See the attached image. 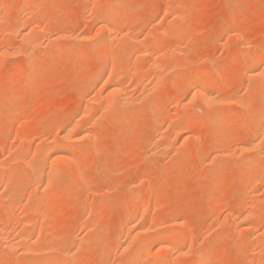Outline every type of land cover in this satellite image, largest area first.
<instances>
[{
	"label": "rangeland",
	"instance_id": "rangeland-1",
	"mask_svg": "<svg viewBox=\"0 0 264 264\" xmlns=\"http://www.w3.org/2000/svg\"><path fill=\"white\" fill-rule=\"evenodd\" d=\"M22 1L21 0H0V16H1L0 18L3 19V20L2 19L0 20V51H1L0 58L3 57L4 59V60L0 59V67H1L0 75L3 74L1 75L2 78H0V105L2 104L0 106V109L2 110V112H0V143L2 142V144H0V157L1 155L3 156L0 158V162L2 161L0 163V171H1L0 173L8 174V168L12 165H14L13 167L15 168L20 167L21 169H19V171L22 173L20 174V172L18 171L17 174L15 175L16 177H14L15 179L12 182L14 183L13 185L19 184V186L17 185V187H20V190H21V195L19 199L18 198L12 199L9 195L5 196L7 194V191L9 192V189L12 188V185L9 186L6 181L5 182L0 181V198L2 197L0 199L1 201L0 203H2L0 204V206H2V208L5 210L7 203H8L7 209H9V211L11 212V215L13 216L12 217L13 224L10 225L11 227L10 232L14 233V231H16L15 234H13L14 236H19L21 234V231L23 232V226L25 225V223L29 221L28 218L30 214L36 213L34 214L33 219H32L34 220L33 223L32 224L29 223L28 225L29 227L32 225L30 228L31 229L34 228L35 233L33 234L34 235L36 234L35 235L36 237L37 235H40V237L42 236L41 241L39 239V236L37 237L41 243L37 242L36 244V242H33L36 244V246L39 245L37 246L38 248L37 247L35 248V246H32L33 243L31 241L29 245H31L33 249L35 248V251H31L32 253L37 252V250L43 251L42 248L44 249V251L43 253L41 252L42 254L41 253L31 254L30 252L26 251L25 254L27 253L26 254L27 256L25 255L26 256L25 257L24 253L22 254L23 252V250H21L22 247L19 249V251L21 250V252H19L17 249L19 253L15 250L17 254H15V251H12L13 252L12 254V252L9 253V252L3 251L4 249L0 241V264H34L33 260H36L37 257L34 259L32 258L33 256L37 255L38 259H40V256L43 258L42 255H44V258H45L49 254H51L52 257L53 256L59 257L61 259L62 264H115V263L122 264L132 254L133 249H135V246H133V244L135 245V242L133 241L134 238L133 239L131 238L136 233L133 234L132 237L129 238V243L131 241L132 243L129 244V248H127L129 250H127V252L126 250H124L123 252L122 250H120L122 248L119 247L120 246L119 239L122 242L127 237L125 235L122 236V232H121L127 229V227L125 226L126 223L124 220L125 215L124 216L122 215L126 214L127 210H131L132 208H134L132 210H135V211L138 208L139 209L141 208L140 209L141 211H139V209L137 210L140 215L137 218L138 220L136 219L137 222L134 220L133 225L131 224L130 226L131 227L135 226V228H138L140 230L143 228L146 231V235H143L144 233L142 234L143 229L141 231L138 230L140 232V235L143 236V238L144 237L147 238L149 236L151 238L152 237L158 238L159 236L161 237V234H165L166 232L170 234V233H173L174 231H175L174 233L180 232V231L185 233V230H186L185 234L187 235V237H186L183 247H181V250L185 251L186 254L185 252H183V254H181V257H180L179 256L180 254L178 252H180L181 250L176 251V253L174 252V254L171 255V257L173 256L172 261L175 264L176 262L180 264L184 262L185 263L188 262L187 264H191L189 262H192V259H194L195 256H197V253L202 250L205 242L208 241L209 239L210 241H212L213 238H215L214 239L215 242L217 239L216 245H218V241H219V245L218 247H215V249L213 248L214 250L211 248L210 251L213 253V256L218 255V258L215 261H212V263L210 262L209 264H236V263L237 264L238 263L239 264H252V262L256 264V262H260L261 260L264 262V258H263L264 257V252H263L264 251V235H262L264 234V224H263L264 223V215H263L264 214V211H263L264 210V180H262L263 183L261 181L257 183L259 186L258 185L256 186L255 193L252 192L253 194H250V196H246L247 199L243 198V201L241 200L242 202L237 200L239 196L237 193L245 192L246 190L249 191V187L252 182V178L249 179L248 177L247 180H245V185H244L246 186L247 184L248 187L247 186L244 187L242 186V184H237L241 177V173H242L240 172L242 171V169L239 171V169L241 168V166L239 165L241 164L242 159L245 160L246 157H251V156L254 157L255 155L258 158L259 162L255 165V168H253V171L257 173H262L264 177V174H263L264 173V163H263L264 158L262 159L258 157V152H257L258 150L256 148L253 149V147L251 148L250 146L248 147V149L244 148L245 149L244 151L242 150L243 148H241L243 147V144H242L243 141L245 142L244 144H249L250 142L249 137H251L252 134H253L252 139L255 140L256 138L255 134H258L257 131H259L260 129H261L260 131L264 130V116H263V122L261 121L262 119H260L259 121L254 120L255 123H252L251 121L253 120H250L249 121L250 123L248 122L247 124H245L246 127L244 126L243 129L238 124V122H240L238 121V119L240 120V118L246 115L247 113H248L247 115H249L250 114L249 110L254 111L253 109L257 108L256 105H259V104H256V100L257 98L261 96L260 94H262V96L260 100H257V103H260L258 101H262L263 100L262 97H264L263 96L264 91L262 89L260 90V88L258 87V85L264 82V63L260 64L259 69H260L261 74L259 73V75L256 76L255 78L249 77V73L247 74V72L251 69V68L250 69L248 68V65L244 67L245 69L242 68L243 66L246 65V63L243 61L247 60L249 57H251L249 59H252V57H255V58L259 57L262 51L264 50V0H133V1L131 0L134 5L132 3L131 5L129 4L131 2L130 0H114V3H117L118 5V9L113 14H111L113 17L110 15L106 20H103L100 17V14H102L103 11L107 9L108 6H106V4L108 3L106 2L107 1L113 2V0H86L87 2L85 0H42V1L41 0H30V2H33L34 4V5L32 4V6L29 7V8L31 7L33 8L34 10L33 13H31L32 9L30 10L28 7H25V5L21 6L22 3L25 4V2L28 0H22ZM18 3L19 4L21 3L20 6L23 9L21 7L20 8L23 10V12H21L22 11L21 9L19 10ZM36 5L38 6V9L36 8ZM127 5L129 7H127ZM131 6L134 9V12L132 15H127L128 14L127 11L130 9ZM169 7L172 8L173 11L170 10ZM27 8L29 10H27ZM24 10L28 12L26 13ZM5 11H7L8 13ZM164 11L167 13H165ZM16 12H18L20 15H18ZM172 12L174 13V15ZM168 14H170L172 17ZM95 16L97 19L95 18ZM164 16L166 17L164 18ZM169 16L170 18H168ZM180 17L182 18V20ZM116 20L121 22L118 25L119 26L118 29L121 31L122 29H124L125 31L124 34L126 35V37L131 34L135 38L140 37L139 38L140 40H136L135 38L132 39L133 36L131 37L128 36L126 40L125 38L122 39V37L119 36L117 37V39L112 40V41L110 40L111 42H109V45L112 47L114 51L113 52L114 59L111 60L110 64L112 63L113 64L112 65L109 64L110 66L108 70L109 69L111 70L112 69L111 66H113L116 69H121L126 72V73L124 72L122 75L123 79H120L119 77L120 81H118L117 79V82L121 84L123 82V85H125V87L127 86V84L131 87L130 88L127 86L128 87L127 89L130 90L129 93L127 92L129 95L128 94L127 95L130 96V99L132 100V103H133V105L131 103L126 106L123 104L118 105L117 107H119V109H117V111L119 110L120 116L119 115L116 116V114L118 113H113L115 116L114 115H113L114 117L110 116L111 119H114L112 121L109 119V115H112V114L108 113V115H106L107 113H105L102 110L103 105H104L103 103L106 100V94H107L106 92H103L105 90L104 89L105 85L108 84L106 82L107 75L103 76L104 78L102 77L101 79H99L98 84L95 85L94 87L90 86L89 88L90 90H88L90 91L89 92L90 94L87 92V90H86L87 92L86 94L84 89H85V85L87 84V81L97 80V77H98V75L92 72H90V75L88 77L86 76V72L87 71L89 72L91 69L90 67L92 65H96L100 60V55L96 52V47L94 46L95 41H98L97 39H100L99 38L100 36L101 37L104 36L103 31L99 30V26L101 29L102 25H105L104 23H110L111 21L113 22ZM23 23L25 24L24 28H23V25H24ZM40 23L42 24V26ZM43 24L44 25L47 24L45 28ZM177 24H180V26ZM34 25H38L41 27L40 33L42 30V33L39 35V37H41L39 39L40 40L39 42H40V45L42 44L43 45L42 46L37 45L41 47V48L39 47L38 50L33 49L34 47H32V45L29 42L30 37L33 35L32 32L29 30H32ZM182 25H186V28H187L184 34H180V27ZM47 26L50 28L48 29ZM174 26L176 29L174 28ZM25 28L28 29L27 32ZM45 29H47L49 32ZM57 29L60 31H58ZM171 29L174 31H172ZM171 31L174 33L175 31L176 33L179 32L178 35L180 36H178L176 33L174 36V34H171L172 33ZM19 32L21 34H19ZM62 32H64L66 36L64 35L61 37L60 35L64 34ZM27 34H29L28 37H27ZM84 34H87V35L84 36ZM99 34L100 36H98ZM170 34L173 36H171ZM232 34L234 37L232 36ZM148 35H150L151 37ZM93 36H94L95 41L94 39L91 40ZM236 36L237 38L235 39ZM89 37L91 38L89 39ZM128 39H131L132 43L129 42L130 40L128 41ZM152 39H155V40H152ZM208 39L211 40V42L208 43L207 45L206 42L207 41L209 42ZM137 41H140L141 43H138V44L135 43ZM92 42L93 44H91ZM128 43L130 45H128ZM235 43H236V46H235ZM147 44L151 48H154L157 50H163V49L165 50V48L166 49L169 48L170 51L166 50L167 54L165 53L166 51H164V53L162 52H159L158 54L155 53L153 54L152 57L151 55H144V54L143 56L142 53H140L139 51H140L141 46L145 47L147 46ZM49 46L52 47V49ZM79 46H82V48ZM84 46L85 48H83ZM91 46H93V48H91ZM175 47L176 48L180 47V48L174 49ZM234 47L239 48V50L242 48L241 53L239 52L238 49H235ZM171 48L173 49V54L174 53L176 54V52H179L180 54L179 55L178 53L176 55L174 54L175 57H172L173 54L171 52L172 51ZM243 48L244 49L246 48L245 50L246 51L248 50V51L247 52L244 51ZM259 48H262L263 50L259 51L260 50ZM128 49L129 50L132 49V50L128 51ZM181 49L183 50L181 51ZM231 49L235 51L232 52ZM80 50L81 51L83 50L82 55L80 53ZM174 50H178V51L175 52ZM126 54L128 55V58L126 57L127 56ZM230 54L232 58L230 57ZM252 55H255V56H252ZM150 59L151 60L153 59V60L150 61ZM154 60L157 62H155ZM170 61L173 62V64L176 63L175 64L176 66H173V65L171 66ZM37 62L38 63L40 62L39 72L34 70L38 66ZM154 63L155 65L157 63V66L153 65ZM82 64L85 66H82ZM204 65L206 66L203 67ZM23 67L25 70L23 69ZM128 68H130V70H128ZM156 68H158V70ZM160 68L163 70L161 71ZM195 70H196V73L194 74ZM25 71H27V74ZM162 72L164 76L161 75L162 77H160V75H157L159 73L162 74ZM23 75L24 76L26 75V76L24 77ZM95 75L97 76L96 78H95ZM142 75L145 76L144 77L145 80ZM193 75L194 76L197 75V78L194 77ZM211 75L215 76L213 78H214L215 83L217 82L216 88H215L217 90V91L215 90L217 92V94L216 92L215 94L218 96V99L215 102L217 105L215 103L207 105L201 102V100L195 96L196 93L194 94V92H196L195 89L191 90V92L194 91L193 93H191L192 97L190 99L184 100L187 96L186 95L187 90L185 87H182V86L184 84H187L186 82L190 81L189 83H194L195 81V83L197 84L202 83L204 79L210 78ZM156 76L157 77L159 76V79L161 80L158 81V78H156ZM139 77L140 78L142 77V79L140 80H144L142 81V83L141 81L137 82V80H139ZM193 77H194L193 79L194 81L192 80ZM22 78H25V79L22 80ZM187 78L189 80H187ZM178 79H181L184 81L181 82V80H179L180 81L179 82ZM155 80H157L156 81L157 83H159L160 81L161 82L160 84L156 85L157 90L155 89L154 91L153 90L154 88L152 87H155V85H153V83L156 84ZM102 81H105V82H102ZM164 81L166 83H163ZM142 85H145L146 87ZM147 86L151 88L152 90L149 89ZM144 87L146 89H144ZM256 88L258 89L257 91H256ZM91 90H93L92 93H91ZM144 90L145 92L143 94ZM183 91L184 93H182ZM255 91L260 96L256 93L257 95H253L254 96V99H253L252 94ZM84 92H85V97L83 96ZM146 92L147 94L148 93L149 94L147 95ZM102 94H104L105 96L103 95L104 97H102ZM221 94L225 96L220 97ZM90 95H92L93 98H91L92 96ZM134 95L136 97H133ZM228 95L229 96L232 95L231 98L233 97L234 98L231 100L230 98H225V97H229ZM138 96L139 98H137ZM193 96H195V98H193ZM179 97H181L182 99L184 98L183 102L181 101L182 99ZM226 99H229V100H226ZM242 99H244L245 101H243ZM248 99L251 100L253 104ZM133 100L136 102H133ZM189 100L192 102H189ZM145 101L147 102V104ZM95 102L96 103L99 102V103L96 104ZM142 102H143V105H142ZM72 103H75V104L72 105ZM78 103L80 104L79 108H78ZM86 103L88 104L90 103L92 106L95 104L96 106L94 105V107L92 106L89 107L90 104L86 106ZM3 104L5 107L7 106L8 110L3 107ZM138 104L140 105L139 108H138L139 106ZM188 105L189 107H187ZM249 105L254 106L253 109H252V106L248 107ZM87 107L88 109L85 110V108ZM80 108L82 109L80 110ZM219 108L222 109V110L220 109L222 112H220ZM161 109L166 110L167 115L159 120V124L161 128L163 127V129L160 130L161 132H159V130H157L156 128L157 123L155 121L156 119L155 116L157 115L156 114L157 111L159 110L162 111ZM218 110L220 113L218 112ZM223 110L225 111L226 115L227 114L229 115L227 116L224 123L222 125L212 124L215 118L219 117V115L224 114ZM89 111L91 113L87 114L89 113ZM169 112L171 114H169ZM231 112H233L234 114ZM19 113H20V116L18 117L19 118L18 120V118L16 117L17 118L16 119L14 116L18 115ZM194 113H196L197 116H195ZM99 114H101V116ZM169 115H171L170 118L172 119H169ZM214 115L215 116L218 115V116L215 117ZM10 116L12 118H10ZM8 117H9V120H8ZM13 117L16 120H14ZM116 117L118 118L120 117V118L116 119ZM75 118L84 119L83 123L79 127L74 128L76 131L73 129V133L72 131L70 132L73 138H71L72 136L71 135L69 136V134H68L69 137L67 136L66 138H64L65 136L62 135V133L64 134L66 132V129H68L69 124L71 125L74 120H78ZM104 118H107L108 121L107 119H104ZM188 118H191V121L189 123H186L185 121H187ZM85 119H87L89 122L86 121ZM91 120L93 121L91 122ZM174 120H176V123L174 122ZM94 121H96L97 123L95 122V124H93ZM170 121H171V125L169 124ZM167 123L170 125L169 127ZM173 126L175 127V129ZM84 127H87V128H84ZM170 127L173 130H171ZM176 128L178 129L177 131L180 130L179 133L181 134H179L176 131ZM186 128L188 129L186 130ZM181 129H184V130L181 131ZM225 129L228 131V135L221 144V145L224 144V146H221V145L216 146V148L221 146L220 147L221 149L218 148L217 150L216 148H213L210 143L212 142L214 137L219 132ZM77 130H80L81 132L84 130L85 131H84V134H82L80 131H77ZM167 130L170 132L168 133ZM203 131H205V133ZM47 132H48V135L50 134L51 136L50 143H54V144L63 143V142L66 144L67 142L70 143V145L69 143L68 145L70 147L72 146V149L70 150V152H68L70 155L67 156L68 155L67 154L66 156L68 157L67 158L68 161L71 159L70 163L72 167L70 166V169H68V171L63 170L64 172L61 173L60 175L61 177L59 176L60 179L59 178L57 179L58 184H56L57 182L54 183L53 185L54 188L52 187L51 192L47 194H42L40 190H35L36 188L34 189L35 191L33 190L34 186L36 187V184H30L29 179H31L32 177L33 172L31 169L33 165H38L40 162H41L40 165H43L45 168L48 165L47 160L45 161L39 160V156H38V153H39L38 150L40 149V147H43L49 144L46 142L47 140H45ZM165 132L167 133L164 136ZM55 133H57V135ZM79 133H81L82 135L93 134L95 136L91 135V137L93 138L91 137L88 138L87 136L85 138V136H82ZM19 134H20L19 137L21 140L17 138ZM195 134L197 138L195 137ZM232 134L234 135V137H230V135L233 136ZM27 135H29L30 139L27 137ZM76 135L79 137L81 136V137L79 138ZM169 135H170V138H169ZM30 136L31 137L33 136V137L31 138ZM166 136L169 139H166ZM189 136L191 137L189 138ZM236 136H237L238 141L236 139ZM160 139L161 140L163 139V140L161 141ZM229 139L230 141L228 142ZM26 140H29V141L26 142ZM167 140L168 142L170 141V143L166 149L165 146L163 147V145L168 144V142H166ZM254 140H252V142ZM182 142H185V143L182 144ZM18 144L20 145V148H18L19 147ZM77 144H79V149H78ZM185 145H187L186 149H185ZM157 146L158 148H156ZM179 146H182L183 149L182 148L180 149ZM210 146L212 148H210ZM13 147L16 150H18V154L16 153V150ZM96 147H98L99 150H96L98 149ZM7 148H10V150L12 148L14 150H11L9 152V149L7 150ZM154 149L156 150L160 149V150L159 151L157 150L156 152ZM239 149L241 150L238 151ZM209 150L211 151L210 153H209ZM3 151L6 153L5 155ZM161 151L163 152L160 154ZM11 152H14V153H11ZM15 153L19 157L15 155ZM249 153H250V156H248ZM20 154H24L25 157L29 155L28 156L29 158L28 157L25 158L23 155L20 156ZM33 154L35 155V159L33 158L34 157ZM74 154L77 156H75ZM79 154H80V157H79ZM21 157H24V159H27V160L21 159ZM231 157H232V160H231ZM9 158H11V160ZM18 158H20L21 160ZM13 159L14 161H12ZM28 159L29 161L30 160L31 161L27 162ZM205 159H208V160H205ZM223 159L224 160L228 159V160L221 161ZM229 159L231 160V162H229L230 161ZM32 160L33 161L35 160V161L32 162ZM72 160L73 162H76L77 160V163H73ZM5 161L7 165L9 164L10 165L7 166ZM9 161L11 162L9 163ZM81 161L83 164L80 163ZM214 161L216 162L215 165L213 164ZM44 162L46 164H44ZM48 163H49L48 166H50L51 162L49 161ZM233 163H235L236 165H234ZM26 164H28L27 167H26ZM80 164L84 165L85 167L84 166L82 167ZM73 165L75 166L73 167ZM237 165L240 167L239 169L237 168L238 167ZM23 168L25 169V171ZM91 168H93L94 170L93 169L91 170ZM80 169L82 170L79 171ZM87 169L91 173H89ZM200 169H202L203 171ZM83 171L85 173L87 171L89 174L88 177L92 179V180L89 179L90 181H93V182L89 181L90 185L88 182L81 183L82 173L84 174ZM18 173L20 175H18ZM68 173L72 175H69ZM46 177L47 176L45 175V178ZM72 177H74L75 179ZM32 178L34 179V175ZM65 179L68 180L67 182L70 181L71 184L75 183V185L74 186L72 185L71 187V184H70L69 186L67 185L68 187H65V185L67 184ZM137 179L139 180L142 179V180L139 181ZM39 180L40 179H37L38 182ZM71 180H74V181L72 182ZM212 180H214L213 183H212ZM146 181L149 183H147ZM29 184L30 186H28ZM4 185L9 186V187L5 188L6 186ZM55 185L57 189H55ZM61 185L63 188L61 187ZM210 185H211V188H210ZM138 186L140 189L138 188ZM142 186L144 189L142 188ZM64 187L66 188V190ZM257 187H260V188L257 189ZM133 188H136V189H133ZM209 188L211 191L210 194L208 193ZM239 189L240 190L242 189L243 191L241 190L240 192ZM31 193H33V196H30L32 195ZM36 193L39 194L38 195L39 197H37L38 199L36 198ZM132 194L135 195V198H132V199L130 198L131 201H128L129 196H131ZM32 197L33 198L35 197V198L33 199ZM29 198L31 199V201L27 202V200H30ZM147 198L148 200L146 201L145 199ZM142 199L145 200V203L144 201H142ZM234 200L236 203L234 202ZM5 202H6V206H5ZM237 202L238 203L240 202V203L238 204ZM28 203L29 204L32 203V204H30L29 206ZM142 203L145 206L144 205L142 206ZM34 204L36 206H34ZM9 205L11 206L9 207ZM120 205L122 206L120 207ZM229 205H231V207ZM40 207L42 208V210ZM142 208L144 209V211ZM148 208H150L149 209L150 211L147 210ZM79 209H82V210H79ZM29 211H32V212L30 213ZM94 211H95V215L93 213ZM142 211H143V214H145L144 216L141 215L140 213ZM98 212L101 214L98 215L99 214ZM236 212L238 214L246 212L247 214L249 213L251 216L255 214L254 217L250 216L249 220L246 222L247 223L246 229L248 230L247 231L245 230L242 234H238V235H235L234 230H235V227L238 225L239 221L241 222V220L236 221L231 216L232 214H235ZM37 214L38 216H36ZM146 214H147V217H145ZM259 216L263 218H260ZM15 217H17L18 219L15 220ZM139 217L140 219L145 217L147 218V220L145 221V219L143 220L141 219L142 220L141 221ZM155 217L158 223L154 219ZM35 218L38 220L39 223H34L36 221ZM46 218L48 222L47 220L45 221ZM24 220L25 221L28 220V221L25 222ZM152 220H154L155 222H152ZM176 220L178 223L176 222ZM49 222H51L52 225L51 224L49 225ZM44 223L48 224L46 225L47 227H42ZM144 223L146 226H144ZM151 223L153 224V226L157 224L159 225V227L158 226L153 227ZM84 224H86L87 226H85ZM96 224L99 225L98 227L100 229L96 226ZM137 224L139 225V227ZM150 224H151V227H153L154 229L149 228ZM80 225H82V229L80 228ZM38 226H41L42 228ZM247 226L251 228L253 231L248 232L251 229L247 228ZM253 226L256 228H254ZM84 227L85 228L87 227L86 228L87 230H85ZM89 228H90V231L93 228V231H91V233L88 230ZM95 229H96L95 231L96 234L94 232ZM44 231L45 232L49 231L48 233H50L48 234L50 236H46L47 239L43 237L46 233L42 235ZM87 231L88 233H86ZM119 232L121 236L119 235ZM126 233H127V230H126ZM54 235H57V237ZM254 235L256 236L254 237ZM104 236H105V239H104ZM142 236H138V237L141 238ZM166 236H167V233H166ZM71 239H73V241ZM102 239H104V241H102ZM202 239L203 240L205 239L206 241L205 240L203 241ZM44 240H47L46 244ZM200 241L202 243H199ZM54 242L58 246L52 245L51 247L49 245L48 248L50 250L47 249L46 246L48 244H53ZM158 244L160 243H157L156 245L155 244L153 245V243H147L145 244L143 249L141 250L142 248L141 247L140 250L144 253L148 251L150 253L151 250L153 249L152 253H154L155 251L158 250L157 249L159 247ZM104 245L108 247H104ZM201 245H203V247ZM240 245L246 248L244 252L245 254L239 252V249L241 248ZM44 247H46V249ZM88 247L90 250H92V252H88L90 251L88 250ZM149 247L152 249L150 250ZM195 247L196 249H194ZM254 247L255 249H253ZM86 250L88 251L86 252ZM70 252H73L72 254L75 256V261L74 259L72 260L70 257L68 258L67 255ZM159 252L161 255H163L165 251L161 250ZM28 253L30 254L28 255ZM90 253H91V256H90ZM144 253H143L144 257L146 254L148 255V253L146 254ZM9 254L11 255L10 257L8 256ZM86 254H88L89 257H86L85 256ZM30 255H33V256H30ZM104 255L105 256L107 255L106 256L107 258L104 257ZM164 255L166 254L164 253ZM28 256H30L31 259H29L30 257ZM145 258H143L141 262L144 263L145 260L147 259ZM31 260H32V263H30ZM148 260L149 259H147V263H148ZM5 261L7 263H5Z\"/></svg>",
	"mask_w": 264,
	"mask_h": 264
},
{
	"label": "bare ground",
	"instance_id": "bare-ground-1",
	"mask_svg": "<svg viewBox=\"0 0 264 264\" xmlns=\"http://www.w3.org/2000/svg\"><path fill=\"white\" fill-rule=\"evenodd\" d=\"M22 1V0H21ZM42 1V0H41ZM86 1V0H85ZM131 1V0H130ZM133 1V0H132ZM132 1L129 3L130 5H131V3H132ZM23 2V1H22ZM87 2V1H86ZM106 3H108V4H106V6H108L107 7V9L105 10V11H103V13L102 14H100V17L103 19V20H106L111 14H113L115 11H117V9H118V5H117V3H114V0H113V2H106ZM21 4V3H20ZM20 4L18 3V5H19V10L22 8L21 6H23V5H25V7H30V6H32V4H33V2H30V0H28V1H26L25 2V4L24 3H22V5L20 6ZM104 4V3H103ZM128 4V5H129ZM133 4V3H132ZM34 5V4H33ZM127 5V7H129ZM134 5V4H133ZM105 6V5H104ZM103 6V7H104ZM7 7V6H6ZM21 7V8H20ZM27 8V10H31V13H33V8L31 7V8H29L28 9ZM36 8L38 9V6L36 5ZM105 8V7H104ZM168 8V7H167ZM170 8V7H169ZM9 9H11V8H9ZM23 9V8H22ZM21 9V10H22ZM18 10V9H17ZM18 10V11H19ZM102 10H103V8H102ZM170 10H172L173 11V9L172 8H170ZM170 10H168V11H170ZM9 11V10H8ZM25 11V10H24ZM40 11V10H39ZM5 12H7V11H5ZM21 12H23V10L21 11ZM26 12V11H25ZM28 12V11H27ZM26 12V13H27ZM36 12V11H35ZM41 12H42V10H41ZM50 12V11H49ZM53 12V11H52ZM133 12H134V9L132 8V6L130 7V9L127 11V15H132L133 14ZM165 12V11H164ZM8 13V12H7ZM13 13H14V11H13ZM18 15H20L18 12H16ZM30 13V14H31ZM45 13H47V12H45ZM165 13H167V12H165ZM164 13V14H165ZM173 13V12H172ZM17 14H15V15H17ZM24 14V13H23ZM38 14V13H37ZM171 14V13H170ZM170 14H168V15H170ZM177 14V13H176ZM41 15V14H40ZM173 15H174V13H173ZM112 16V15H111ZM171 16V15H170ZM170 16L168 17V18H170ZM1 17V16H0ZM21 17H22V15H21ZM39 17V16H38ZM113 17V16H112ZM154 17V16H153ZM166 16H164V18H165ZM172 17V16H171ZM51 18V17H50ZM95 18H96V16H95ZM175 18V17H174ZM181 18V17H180ZM185 18H187V17H185ZM2 18H0V20H1ZM18 19V18H17ZM16 19V20H17ZM97 19V18H96ZM153 19V18H152ZM162 19V18H161ZM177 19H179V18H177ZM3 20V19H2ZM22 20H24V19H22ZM163 20V19H162ZM181 20H182V18H181ZM186 20V19H185ZM34 21V20H33ZM54 21V20H53ZM110 21V20H109ZM18 22V21H17ZM22 22V21H21ZM98 22V21H97ZM101 22V21H100ZM108 22V21H107ZM124 22V21H123ZM126 22V21H125ZM182 22V21H181ZM185 22V21H184ZM13 23H15V22H13ZM30 23V22H29ZM37 23V22H36ZM42 23V22H41ZM40 23V24H41ZM102 23H103V21H102ZM101 23V24H102ZM119 23H121L120 21H111L110 23H104L105 25H102V27H101V29H100V26H99V30H102L103 31V33H104V36L103 37H101L100 36V34L98 35V36H100L99 38L100 39H97L98 41H95V39H94V36H96V35H94L92 38L91 37H89V39L91 38V40L92 39H94V41H95V44H94V46L96 47V52L100 55V60H99V62L96 64V65H92L90 68V71L88 72H86V76H88L89 77V75H90V72H92V73H95L96 75H98V77L95 75V78L97 77V80H89V81H87V84L85 85V92H86V90H87V92L89 93L90 91H88V90H90L89 88H90V86H95V85H97L98 84V82H99V79H101L103 76H105V75H107V83H105V84H107V85H105V90L103 91V92H106L105 94H106V100H105V102L103 103L104 105H103V108H102V110L105 112V113H107L106 115H108V113H111L112 115H109V119L110 120H114V119H111L110 118V116H112V117H114L115 115L113 114V113H118V114H116V116L117 115H119L120 116V114H119V110L117 111V109H119V107H117L118 105H121V104H123V105H128V104H131L132 103V100L130 99V96H128L129 94V89H127L128 87H130L128 84H127V86L125 87V85H123V82H122V84L121 83H119V82H117V79H118V81H120L119 80V77H120V79H123V73L125 72V71H123V70H121V69H116V68H114L113 66H111L112 67V69L109 71L108 70V68H109V66L110 65H112V64H110V62H111V60H113L114 59V51H113V49H112V47L109 45V42H111L112 40H115V39H117V37H119V36H121L122 37V39L123 38H125L126 40H127V38H128V36H133V35H131L130 33V35H128L127 37H126V35L124 34V29H122V31L121 30H119L118 29V25H119ZM22 24V23H21ZM24 24V23H23ZM35 24V23H34ZM100 24V23H99ZM15 25V24H14ZM44 25V24H43ZM47 25V24H46ZM46 25H44V28L46 27ZM177 25H179L180 26V24H177ZM177 25H176V27H177ZM22 26V25H21ZM27 26V25H26ZM41 26H42V24H41ZM51 26H52V24H51ZM128 26V25H127ZM126 26V27H127ZM178 26V27H179ZM233 26V25H232ZM25 27V24L23 25V28ZM17 28V27H16ZM20 28V27H19ZM30 28H31V26H30ZM29 28V29H30ZM40 26H38V25H34L33 26V28H32V30H29V31H31L32 32V36L30 37V39H29V42H30V44L32 45V47H34L33 49H37L38 50V48L40 47V46H42V45H40V38L41 37H39V35L42 33V30H41V33H40ZM47 28L49 29L50 27H48L47 26ZM52 28V27H51ZM128 28V27H127ZM174 28H175V26H174ZM26 29V28H25ZM176 29V28H175ZM186 25H182L181 27H180V34H184L185 33V31H186ZM27 30L28 29H26V32H27ZM44 30V29H43ZM45 30H47V29H45ZM58 30V29H57ZM135 30H137V29H135ZM167 30V29H166ZM166 30H164V31H166ZM172 30V29H171ZM178 30V29H177ZM28 31V32H29ZM48 31V30H47ZM58 31H60V30H58ZM58 31H57V33H58ZM62 31V30H61ZM64 31V30H63ZM97 31H98V29H97ZM102 31H100V32H102ZM169 31V30H168ZM172 31H174V30H172ZM171 31V32H172ZM22 32V31H21ZM23 32H25V31H23ZM44 32V31H43ZM49 32V31H48ZM65 32V31H64ZM64 32H62V33H64ZM99 32V33H100ZM128 32H130V31H128ZM189 32V31H188ZM96 33H98V32H96ZM163 33V32H162ZM175 33H176V31H175ZM175 33L174 32H172L171 34H174V36H175ZM236 33V32H235ZM19 34H21L20 32H19ZM30 34V33H29ZM29 34H27V37H28V35ZM44 34V33H43ZM56 34V33H55ZM61 34V33H60ZM166 34V33H165ZM169 34V33H168ZM170 34V35H171ZM177 35L179 34V32L178 33H176ZM26 35V34H25ZM58 35V34H57ZM56 35V36H57ZM65 35V33L62 35H60L61 37L62 36H64ZM69 35V34H68ZM85 35H87V34H84V36ZM89 35H90V33H89ZM92 35V34H91ZM176 35V36H177ZM55 36V37H56ZM66 36V35H65ZM148 36H150V35H148ZM154 36V35H153ZM171 36H173V35H171ZM178 36H180V35H178ZM232 36H233V34H232ZM238 36V35H237ZM237 36L235 37V39L237 38ZM22 37V36H21ZM26 37V38H27ZM151 37V36H150ZM150 37H148V38H150ZM187 37V36H186ZM234 37V36H233ZM240 37V36H239ZM238 37V38H239ZM98 38V37H97ZM133 38H135L134 36L132 37V39ZM140 37H138V38H135L136 40H140L139 39ZM61 39V38H60ZM59 39V40H60ZM81 39V38H80ZM84 39V38H83ZM145 39V38H144ZM147 39V38H146ZM181 39V38H180ZM86 40V39H85ZM88 40V39H87ZM90 40V41H91ZM111 40V41H110ZM130 40V41H129ZM152 40H155V39H152ZM209 40V39H208ZM240 40V39H239ZM117 41V40H116ZM128 41L129 42H131L132 43V40L131 39H128ZM157 41V40H156ZM242 41V40H241ZM43 42V41H42ZM56 42V41H55ZM126 42V41H125ZM144 42V41H143ZM211 42V40H209V42L207 41L206 42V44L208 45V43H210ZM234 42V41H233ZM39 43V44H38ZM44 43V42H43ZM57 43V42H56ZM61 43V42H60ZM114 43V42H113ZM135 43H141L140 41H137V42H135ZM152 43V42H151ZM237 43V42H236ZM236 43H235V46H236ZM244 43V42H243ZM242 43V44H243ZM79 44H81V43H79ZM78 44V45H79ZM91 44H93V42L91 43ZM90 44V45H91ZM127 44V43H126ZM154 44V43H153ZM174 44V43H173ZM178 44V43H177ZM37 45H40V46H37ZM118 45V44H117ZM128 45H130L129 43H128ZM127 45V46H128ZM158 45V44H157ZM179 45V44H178ZM37 46V47H36ZM57 46V45H56ZM61 46H62V44H61ZM60 46V47H61ZM168 46V45H167ZM166 46V47H167ZM173 46V45H172ZM171 46V47H172ZM21 47V46H20ZM31 47V46H30ZM50 47V46H49ZM79 47H81L82 48V46H79ZM89 47V46H88ZM129 47V46H128ZM134 47V46H133ZM154 47H156V46H154ZM177 47V46H176ZM174 48V49H178V48H180V47H178V48ZM207 47H209V46H207ZM238 47V46H237ZM237 47H234L235 49H238L239 50V48H237ZM256 47H258V46H256ZM28 48V47H27ZM41 48V47H40ZM46 48V47H45ZM51 49H52V47H50ZM59 48V47H58ZM66 48V47H65ZM71 48V47H70ZM75 48V47H74ZM83 48H85V46L83 47ZM91 48H93V46H91ZM142 48V49H141ZM141 48H140V51H139V49H138V51L140 52V53H142V55L144 54V55H151V57L153 56V54H155V53H159V52H162V53H164V51H166V50H168V51H170V49L168 48V49H166L165 48V50L163 49V50H157V49H154V48H151L150 46H148V44H147V46H141ZM182 48V47H181ZM14 49V48H13ZM18 49H19V47H18ZM22 49V48H21ZM32 49V48H31ZM87 49V48H86ZM228 49H229V47H228ZM242 49V48H241ZM239 50V52L241 53V51L242 50ZM244 49V48H243ZM246 49V48H245ZM244 49V51H246ZM260 50L259 51H261V50H263L262 48H259ZM70 50V49H69ZM72 50V49H71ZM130 50H132V49H130ZM129 49H128V51H130ZM171 52H172V54H173V49L171 48ZM180 50V49H179ZM183 49H181V51H182ZM232 50V52H234L233 51V49H231ZM58 51V50H57ZM83 51V50H82ZM81 50H80V53H81V55H82V52ZM85 51V50H84ZM93 51V50H92ZM175 52L176 51H178V50H174ZM248 51V50H247ZM246 51V52H247ZM1 52V51H0ZM3 52V51H2ZM6 52V51H5ZM95 52V51H94ZM126 52V51H125ZM133 52V51H132ZM238 52V51H237ZM30 53V52H29ZM36 53V52H35ZM59 53H61V52H59ZM134 53H136V52H134ZM133 53V54H134ZM166 54H167V51L165 52ZM178 53V55L180 54L179 52H176V54ZM243 53V52H242ZM34 54V53H33ZM86 54V53H85ZM128 54V53H127ZM126 54V55H127ZM137 54H139V53H137ZM175 54V53H174ZM174 54H173V56L172 57H175L174 56ZM175 54V55H176ZM183 54V53H182ZM181 54V55H182ZM239 54V53H238ZM77 55H78V53H77ZM143 55V56H144ZM162 55H164V54H162ZM162 55H160V56H162ZM248 55V54H247ZM32 56V55H31ZM155 56V55H154ZM233 56V55H232ZM252 56H255V55H252ZM256 56H257V54H256ZM5 57V56H4ZM125 57V56H124ZM127 58H128V55L126 56ZM230 57H231V54H230ZM235 57V56H234ZM244 57H245V55H244ZM243 57V58H244ZM248 57V56H247ZM31 58H33V57H31ZM30 58V59H31ZM150 58V57H149ZM155 58V57H154ZM232 58V57H231ZM236 58V57H235ZM235 58H233V59H235ZM249 58H251V57H249ZM247 59V60H245V61H243V62H245L246 63V65H245V63H244V65L245 66H243L242 68H244V67H246L247 65H248V68L250 69L248 72H247V70H246V72H247V74L249 73V77H256V76H258L259 75V73L261 74V72H260V64H263L264 63V50L262 51V53H261V55L259 56V57H257V58H255V57H252V59ZM0 59H3V57L2 58H0ZM158 59V58H157ZM174 59V58H173ZM179 59V58H178ZM181 59V58H180ZM242 59V58H241ZM245 59V58H244ZM4 60V59H3ZM87 60V59H86ZM153 60V59H152ZM151 59H150V61H152ZM175 60V59H174ZM155 61V60H154ZM246 61H248V62H246ZM51 62V61H50ZM80 62V61H79ZM118 62V61H117ZM155 62H157V61H155ZM171 62V61H170ZM175 62V61H174ZM38 63V62H37ZM40 63V62H39ZM38 63V66H37V68L36 69H34V70H36L37 72H39V70H40V64ZM25 64H27V63H25ZM110 64V65H109ZM127 64V63H126ZM171 64V66L173 65V66H176L175 64H173V62H171L170 63ZM178 64H179V62H178ZM177 64V65H178ZM3 65V64H2ZM153 65H155V63L153 64ZM166 65V64H165ZM182 65V64H181ZM180 65V66H181ZM241 65V64H240ZM24 66V65H23ZM82 66H85V65H83L82 64ZM117 66H118V64H117ZM155 66H157V63H156V65ZM206 65H204L203 67H205ZM263 66V65H262ZM27 67V66H26ZM116 67V66H115ZM160 67V66H159ZM215 67V66H214ZM21 68V67H20ZM31 68V67H30ZM162 68V67H161ZM160 68V69H161ZM171 68H173V67H171ZM175 68V67H174ZM199 68V67H198ZM0 69H1V67H0ZM23 69H24V67H23ZM22 69V70H23ZM157 70H158V68H156ZM201 69H202V67H201ZM200 69V70H201ZM245 69V68H244ZM25 70V69H24ZM128 70H130V68H128ZM163 69H161V71H162ZM198 70V69H197ZM2 71V70H1ZM31 71V70H30ZM127 71V70H126ZM26 72V74H27V71H25ZM126 73V72H125ZM129 73V72H128ZM196 73V70H195V72H194V74ZM21 74V73H20ZM247 74H245V75H247ZM1 75H3V74H1ZM1 75H0V78H2L1 77ZM157 75H160V77H162V76H164L163 75V72H162V74H157ZM162 75V76H161ZM198 75V74H197ZM197 75H193L194 77H196L197 78ZM24 76V75H23ZM26 76V75H25ZM24 76V77H25ZM82 76H83V74H82ZM85 76V77H86ZM121 76H122V78H121ZM126 76H127V74H126ZM129 76V75H128ZM143 76V75H142ZM145 76H143V78H144ZM192 77V76H191ZM194 77L192 78V80L194 79ZM199 77V76H198ZM213 77H215L214 75L212 76L211 75V77L210 78H208V79H204V81L202 82V83H195V81H194V83H189V82H186L187 80H189L188 78H187V80L185 81L187 84H184V85H186V86H184L183 85V83H182V87H185L186 88V90L188 91H186V98L184 99V100H186V99H190L192 96H191V93H193V92H191V90L192 89H195V91L196 92H194V94H195V96L196 97H198L200 100H201V102H203L204 104H207V105H209V104H213V103H215L216 101H217V99H218V96L216 95L217 94V90L215 89L216 88V83H215V81H214V78ZM247 77V76H246ZM248 77V78H249ZM28 78V77H27ZM77 78V77H76ZM104 78V77H103ZM138 78V77H137ZM137 78H136V80H137ZM156 78H158V81L159 80H161V79H159V76L157 77L156 76ZM195 78V79H196ZM206 78V77H205ZM23 79H25V78H22V80ZM75 79V78H74ZM73 79V80H74ZM106 79V78H105ZM125 79V78H124ZM140 79H142V77L140 78L139 77V80H137V82H139V81H141V83H142V81H144L145 80V78H144V80H140ZM235 79V78H234ZM179 80H181V79H178V81ZM82 81V80H81ZM157 80H155V82H156ZM184 80H181V82H183ZM217 81V80H216ZM251 81V80H250ZM101 82V81H100ZM102 82H105V81H102ZM146 82V81H145ZM161 82V81H160ZM160 82L159 83H157L156 82V84H154L153 83V85H155V87H152V88H154L153 90L155 91V89L157 90V88H156V85L157 84H160ZM180 82V81H179ZM196 82H197V80H196ZM21 83V82H20ZM163 83H166L165 81L163 82ZM189 83V84H188ZM252 83V82H251ZM100 84H102V83H100ZM138 84H140V83H138ZM143 84H144V82H143ZM228 84V83H227ZM34 85V84H33ZM148 85V84H147ZM165 85V84H164ZM142 86H145V85H142ZM159 86V85H158ZM161 86H163V85H161ZM166 86H167V84H166ZM176 86V85H175ZM251 86V85H250ZM19 87V86H18ZM141 87V86H140ZM146 87V86H145ZM144 87V89H146ZM148 87V86H147ZM165 87V86H164ZM258 87L260 88V90L262 89L263 91H264V82L263 83H261L260 85H258ZM257 87V88H258ZM13 88H14V86H13ZM20 88V87H19ZM32 88V87H31ZM131 88V87H130ZM143 88V87H142ZM149 88V87H148ZM160 88V87H159ZM166 88V87H165ZM179 88H181V87H179ZM256 88V91L258 90ZM17 89V88H16ZM93 89V88H92ZM100 89H102V88H100ZM149 89H151V88H149ZM36 90V89H35ZM97 90V89H96ZM152 90V89H151ZM216 90V91H215ZM32 91V90H31ZM43 91V90H42ZM92 91L93 90H91V93H92ZM100 91V90H99ZM140 91V90H139ZM141 91H142V89H141ZM147 91H148V89H147ZM254 92L253 94H252V97H253V99H254V96L253 95H257L258 93L257 92ZM85 92L83 93V96L85 97ZM87 92H86V94H87ZM128 92V93H127ZM144 92H145V90L143 91V94H144ZM215 92H216V94H215ZM253 92V91H252ZM259 92V91H258ZM131 93V92H130ZM182 93H184V91L182 92ZM188 93V94H187ZM221 93V92H220ZM257 93V94H256ZM263 93V92H262ZM15 94V93H14ZM17 94V93H16ZM81 94V93H80ZM90 94V93H89ZM98 94H99V92H98ZM128 94V95H127ZM141 94V93H140ZM146 94H147V92H146ZM145 94V95H146ZM149 94V93H148ZM147 94V95H148ZM151 94V93H150ZM152 94H153V92H152ZM194 94H192V95H194ZM264 94V93H263ZM104 94H102V97H104L103 96ZM132 95V94H131ZM139 95V94H138ZM142 95V94H141ZM141 95H140V97H141ZM259 95V94H258ZM261 96H262V94H260ZM259 95V96H260ZM80 96V95H79ZM90 96H92V95H90ZM96 96V95H95ZM95 96H94V98H95ZM144 96V95H143ZM142 96V97H143ZM153 96V95H152ZM195 96H193V98H195ZM225 95H220V97H224ZM229 96V95H228ZM261 96L259 97V98H257V100H260L261 99ZM264 96V95H263ZM82 97V96H81ZM80 97V98H81ZM87 97V96H86ZM89 97V96H88ZM133 97H136L135 95L133 96ZM133 97H132V99H133ZM149 97V96H148ZM147 97V98H148ZM182 97V96H181ZM181 97H179V98H181ZM232 97V95L231 96H229V97H225V98H230V100L231 99H233V98H231ZM244 97V96H243ZM251 97V98H252ZM91 98H93V96L91 97ZM97 98V97H96ZM137 98H139V96L137 97ZM146 98V97H145ZM150 98H151V96H150ZM149 98V99H150ZM242 98V97H241ZM77 99V98H76ZM75 99V100H76ZM82 99H84V98H82ZM81 99V100H82ZM100 99V98H99ZM103 99V98H102ZM136 99V98H135ZM143 99V98H142ZM182 99V98H181ZM183 99L181 100L182 102H183ZM262 101H258V102H260V103H257V100H256V104H259V105H256L257 106V108H254L253 109V107L254 106H252V105H249L248 107H251L252 106V109L254 110V111H250L248 108V110H249V112H250V114L249 115H247L246 113V115H244V116H242L241 118H240V120L238 119V121H240V122H238V124L240 125V127L243 129V127L245 126L246 127V125L245 124H247L250 120H253V121H251L252 123H255V121H259L260 119H262L261 121L263 122V116H264V97H262ZM94 100V99H93ZM104 100V99H103ZM153 100V99H152ZM179 100V99H178ZM195 100V99H194ZM193 100V101H194ZM224 100V99H223ZM226 100H229V99H226ZM243 101H245L244 99H242ZM249 100V99H248ZM86 101V100H85ZM89 101V100H88ZM137 101H138V99H137ZM140 101V100H139ZM144 101V100H143ZM150 101V100H149ZM219 101V100H218ZM249 101H251V100H249ZM81 102V101H80ZM102 102V101H101ZM133 102H136V101H134L133 100ZM146 102V101H145ZM189 102H192V101H190L189 100ZM188 102V103H189ZM227 102V101H226ZM252 102V101H251ZM83 103V102H82ZM96 103V102H95ZM99 103V102H98ZM98 103H96V104H98ZM140 103V102H139ZM220 103V102H219ZM222 103H224V102H222ZM241 103V102H240ZM244 103V102H243ZM5 104H6V102H5ZM9 104V103H8ZM73 104H75V103H72V105ZM90 104V103H89ZM88 103H86V106L87 105H89ZM101 104V103H100ZM146 104H147V102H146ZM181 104V103H180ZM192 104V103H191ZM216 104V103H215ZM214 104V105H215ZM226 104V103H225ZM247 104V103H246ZM252 104H253V102H252ZM2 105V104H1ZM0 105V106H1ZM22 105V104H21ZM95 105V104H94ZM94 105L92 106L91 104H90V106L89 107H94ZM102 105V104H101ZM132 105H133V103H132ZM131 105V106H132ZM137 105V104H136ZM139 105V104H138ZM142 105H143V102H142ZM183 105V104H182ZM181 105V106H182ZM190 105V104H189ZM189 105L187 106V107H189ZM217 105V104H216ZM11 106V105H10ZM96 106V105H95ZM179 106V105H178ZM242 106H243V104H242ZM255 106V107H256ZM3 107L5 108V109H7V106L5 107L4 106V104H3ZM80 107V104L78 103V108ZM82 107V106H81ZM134 107V106H133ZM140 107V105L138 106V108ZM214 107H216V106H214ZM247 107V106H246ZM11 108V107H10ZM77 108V107H76ZM137 108V109H138ZM213 108V107H212ZM244 108V107H243ZM82 108H80V110H81ZM88 109V107L87 108H85V110H87ZM187 109V108H186ZM217 109V108H216ZM221 108H219V110H220ZM256 109V110H255ZM1 110V109H0ZM8 110V109H7ZM89 110H91V109H89ZM162 110V109H161ZM168 110V109H167ZM170 110V109H169ZM176 110V109H175ZM175 110H174V112H175ZM219 110H218V112H219ZM222 110V109H221ZM220 110V112H222ZM6 111V110H5ZM19 111H21V110H19ZM78 111V110H77ZM121 111V110H120ZM196 111V110H195ZM210 111V110H209ZM212 111H213V109H212ZM217 111V110H216ZM229 111V110H228ZM227 111V112H228ZM0 112H2V110L0 111ZM14 112V111H13ZM24 112V111H23ZM128 112V111H127ZM159 112V113H158ZM173 112V111H172ZM219 112V113H220ZM223 112H224V114H225V111L223 110ZM79 113H81V112H79ZM83 113H85V112H83ZM91 112L89 111V113H87V114H90ZM129 113V112H128ZM131 113V112H130ZM167 112H166V110H162V111H157V115L155 116V121H156V125H157V130H159V132H161L160 130L161 129H163V127L161 128V126H160V124H159V120L161 119V118H163V117H165L167 114H166ZM193 113V112H192ZM191 113V114H192ZM198 113V112H197ZM216 113V112H215ZM229 113V112H228ZM231 113H233V112H231ZM3 114V113H2ZM1 114V115H2ZM10 114V113H9ZM72 114V113H71ZM102 114V113H101ZM101 114H99L100 116H101ZM133 114V113H132ZM131 114V115H132ZM169 114H171L170 112H169ZM195 114V116H197L196 115V113H194ZM193 114V115H194ZM219 115V117H217V116H215V117H217V118H215V120H213V122H212V124H219V125H222L223 123H224V121L226 120V118H227V116H229L228 114L226 115ZM234 114V113H233ZM5 115V114H4ZM3 115V116H4ZM15 115V114H14ZM31 115H33V114H31ZM79 115V114H78ZM114 115V116H113ZM172 115H173V113H172ZM182 115V114H181ZM211 115V114H210ZM20 116V113L18 114V115H15L14 117L16 118H18ZM25 116V115H24ZM84 116V115H83ZM96 116H98V115H96ZM170 116L171 115H169V119H172V118H170ZM186 116V115H185ZM226 116V117H225ZM14 117H13V119H14ZM30 117V116H29ZM82 117V116H81ZM87 117V116H86ZM91 117V116H90ZM95 117V116H94ZM202 117V116H201ZM208 117V116H207ZM10 118H12L11 116H10ZM16 118V119H17ZM83 118V117H82ZM96 118V117H95ZM94 118V119H95ZM118 117H116V119H117ZM120 118V117H119ZM118 118V119H119ZM196 118V117H195ZM198 118V117H197ZM16 119H14V120H16ZM28 119V118H27ZM30 119V118H29ZM75 119H78V118H75ZM104 119H107V118H104ZM175 119V118H174ZM179 119V118H178ZM177 119V120H178ZM203 119V118H202ZM228 119H229V117H228ZM235 119V118H234ZM8 120H9V117H8ZM18 120H19V118H18ZM83 120L84 119H78V120H72L71 122H72V124L70 125L69 124V126H68V129H66V132L63 134L62 133V135H64L65 137L64 138H66L67 136H68V134H69V136L71 135V131H72V133H73V129L74 128H77V127H79L82 123H83ZM86 121H88L87 119H85ZM147 120V119H146ZM199 120V119H198ZM208 120H209V118H208ZM255 120V121H254ZM10 121H11V119H10ZM13 121V120H12ZM82 121V122H81ZM93 120H91V122H92ZM101 121V120H100ZM107 121H108V119H107ZM117 121V120H116ZM132 121V120H131ZM154 121V122H155ZM191 121V118H188L187 119V121H185L186 123H189ZM200 121V120H199ZM212 121V120H211ZM210 121V122H211ZM89 122V121H88ZM95 122L96 121H94L93 122V124H95ZM151 122H152V120H151ZM174 122L176 123V120H174ZM183 122V121H182ZM181 122V123H182ZM97 123V122H96ZM114 123V122H113ZM200 123V122H199ZM250 123V122H249ZM3 124V123H2ZM164 124V123H163ZM168 124V123H167ZM166 124V125H167ZM169 124L171 125V121L169 122ZM168 124V127L170 126ZM237 124V125H238ZM51 125V124H50ZM52 125H54V124H52ZM162 125V124H161ZM165 125V124H164ZM172 125H174V124H172ZM181 125V124H180ZM183 125V124H182ZM204 125H205V123H204ZM236 125V124H235ZM234 125V126H235ZM87 126V125H86ZM131 126V125H130ZM5 127V126H4ZM49 127H51V126H49ZM57 127V126H56ZM172 127V126H171ZM170 127V128H171ZM174 127V126H173ZM209 127V126H208ZM217 127V126H216ZM215 127V128H216ZM236 127V126H235ZM239 127V126H238ZM239 127V128H240ZM53 128V127H52ZM84 128H87V127H84ZM169 128V129H170ZM177 128H179V127H177ZM176 128V131L178 130ZM182 128V127H181ZM207 128V127H206ZM240 128V129H241ZM262 128V127H261ZM6 129V128H5ZM5 129H3V130H5ZM50 129V128H49ZM174 129H175V127H174ZM188 128H186V130H187ZM192 129V128H191ZM202 129H204V128H202ZM217 129V128H216ZM239 129V130H240ZM248 129V128H247ZM8 130H9V128H8ZM75 130V129H74ZM171 130H173L172 128H171ZM184 129H181V131H183ZM206 130V129H205ZM238 130V129H237ZM261 130V129H260ZM259 130V131H260ZM55 131V130H54ZM76 131V130H75ZM74 131V132H75ZM77 131H80V130H77ZM85 131V130H84ZM84 131H80L82 134H84ZM168 131V130H167ZM257 131L258 132V134H255L256 136V138L255 137H253V138H255V140L254 139H252V136H253V134L251 135V137H249L250 139H249V144H244L245 142L243 141L242 142V144H243V147H241V146H239V147H241V148H243L242 150L244 151L245 149H248V147L250 146L251 148L253 147V149L254 148H256L258 151V157H260V158H264V130H262V131ZM49 132V131H48ZM48 132H47V134H46V137H47V139H46V137H45V140H47L46 142L47 143H49L48 145H45V146H43V147H40V149H41V151H40V149L38 150V156H39V160H47V164L49 165V161L51 162L50 163V166H46V168L43 166V165H40V163L38 164V165H30V166H32V177H33V175H34V179L31 177V179H29V183L30 184H36V187L34 186V188H33V186H32V188H33V190L35 189V190H40L41 191V193L42 194H47V193H49V192H51L52 191V187H53V185H54V183H56L57 182V179L59 178V176L61 175V173L62 172H64V171H68V169H70V166H71V159H70V157H69V161H68V157L67 156H69L70 154L68 153V152H70V150L72 149V146L70 147L69 145H70V143L69 142H67V144L66 143H50L51 142V136H50V134L48 135ZM63 132V131H62ZM90 132V131H89ZM170 131H168V133H169ZM173 132V131H172ZM178 133L180 132V130L179 131H177ZM176 132V133H177ZM193 132V131H192ZM204 133H205V131H203ZM241 132H242V130H241ZM8 133V132H7ZM81 133H79V134H81ZM155 133V132H154ZM166 133L167 132H165V134H164V136L166 135ZM175 133V132H174ZM177 133V134H178ZM235 133V132H234ZM10 134V133H9ZM26 134V133H25ZM53 134V133H52ZM56 135H57V133H55ZM78 134V135H79ZM81 134V135H82ZM87 134H88V132H87ZM179 134H181V133H179ZM194 134V133H193ZM215 134V133H214ZM241 134V133H240ZM8 135V134H7ZM17 135V134H16ZM22 135V134H21ZM60 135V134H59ZM61 135V136H62ZM91 135H93V134H90V135H82V136H85V138H86V136L89 138V137H91ZM186 135V134H185ZM227 135H228V131L225 129V130H222L221 132H219L215 137H214V139L212 140V142L210 143L211 144V146L213 147V148H216V146H218V145H221L222 144V142L225 140V138L227 137ZM233 135V134H232ZM11 136V135H10ZM20 134L17 136V138H19L20 139ZM44 136H45V134H44ZM68 136V137H69ZM72 136V135H71ZM77 136V135H76ZM93 136H95V135H93ZM160 136V135H159ZM158 136V137H159ZM162 136V135H161ZM163 136V137H164ZM172 136V135H171ZM174 136H176V135H174ZM179 136V135H178ZM177 136V137H178ZM181 136V135H180ZM193 136V135H192ZM2 137V136H1ZM9 137V136H8ZM25 137V136H24ZM23 137V138H24ZM27 137L29 138V135H27ZM31 137V136H30ZM33 137V136H32ZM31 137V138H32ZM55 137V136H54ZM77 137H79V136H77ZM81 137V136H80ZM79 137V138H80ZM155 137V136H154ZM191 136H189V138H190ZM195 137L197 138V136H196V134H195ZM199 137V136H198ZM229 137V136H228ZM230 137H234V135L233 136H231L230 135ZM238 137H239V135H238ZM22 138V137H21ZM43 138V137H42ZM58 138V137H57ZM63 138V137H62ZM61 138V139H62ZM71 138H73V136L71 137ZM91 138H93V137H91ZM95 138V137H94ZM157 138V137H156ZM169 138H170V135H169ZM169 138H167V136H166V139H169ZM201 138V137H200ZM241 138V137H240ZM247 138H248V136H247ZM7 139V138H6ZM30 139V138H29ZM183 139V138H182ZM185 139V138H184ZM195 139V138H194ZM202 139V138H201ZM209 139V138H208ZM232 139V138H231ZM234 139V138H233ZM236 139H237V136H236ZM21 140V139H20ZM22 140H24V139H22ZM43 140V139H42ZM57 140H59V139H57ZM68 140H70V139H68ZM85 140V139H84ZM161 140V139H160ZM163 140V139H162ZM161 140V141H162ZM235 140V139H234ZM252 140H254L253 142H252ZM27 141H29V140H26V142ZM53 141V140H52ZM90 141V140H89ZM92 141V140H91ZM165 141V140H164ZM209 141V140H208ZM230 141V139L228 140V142ZM237 141H238V139H237ZM22 142H24V141H22ZM26 142H25V144H26ZM62 142V141H61ZM83 142H85V141H83ZM124 142H125V140H124ZM166 142H168V140L166 141ZM166 142H165V144H166ZM68 143H69V145H68ZM72 143H74V142H72ZM76 143V142H75ZM81 143V142H80ZM79 143V144H80ZM169 143H170V141L168 142V144L167 145H163V147L165 146V148L167 149V146H169ZM183 143H185V142H182V144ZM225 143V142H224ZM240 143V142H239ZM0 144H2V142L0 143ZM5 144V143H4ZM46 144V143H45ZM79 144H77L78 145V149H79ZM82 144V143H81ZM181 144V145H182ZM208 144V143H207ZM17 145V144H16ZM86 145V144H85ZM92 145V144H91ZM209 145V144H208ZM226 145V144H225ZM6 146V145H5ZM18 148H20V145L18 144ZM42 146V145H41ZM162 146V145H161ZM183 146V145H182ZM182 146H179L180 147V149L182 148ZM186 146L187 145H185V149H186ZM210 146V148H212ZM221 146H224V144L223 145H221ZM220 146V147H221ZM74 147H76V146H74ZM86 147V146H85ZM84 147V148H85ZM220 147H218V148H220ZM238 147V146H237ZM247 147V148H246ZM2 148V147H1ZM14 148V147H13ZM17 148V149H18ZM22 148V147H21ZM95 148V147H94ZM96 148H98V147H96ZM156 148H158V146L156 147ZM207 148H208V146H207ZM218 148H216L217 150H218ZM245 148V149H244ZM9 149V152L11 151V150H14V149H12L11 148V150H10V148H7V150ZM82 149V148H81ZM183 149V148H182ZM221 149V148H220ZM238 149V148H237ZM252 149V150H253ZM16 150V149H15ZM36 150V149H35ZM96 150H99V148L98 149H96ZM156 152H157V150L156 149H154ZM160 150V149H159ZM158 150V151H159ZM176 150V149H175ZM179 150V149H178ZM241 149H239L238 151H240ZM5 151V150H4ZM3 151V152H4ZM19 151H20V149H19ZM200 151V150H199ZM215 151V150H214ZM213 151V152H214ZM2 152V153H3ZM84 152V151H83ZM153 152V151H152ZM163 151H161L160 152V154L162 153ZM211 151L209 150V153H210ZM212 152V153H213ZM217 152V151H216ZM215 152V153H216ZM242 152V151H241ZM11 153H14V152H11ZM16 153L18 154V150H16ZM15 153V155H17ZM22 153V152H21ZM6 153L4 152V155H5ZM10 154V153H9ZM68 154V155H67ZM184 154V153H183ZM219 154V153H218ZM223 154V153H222ZM225 154V153H224ZM257 154V153H256ZM12 155V154H11ZM21 155H23L24 156V154H20V156ZM34 155V154H33ZM37 155V154H36ZM67 155V156H66ZM75 155V154H74ZM245 155V154H244ZM247 155V154H246ZM254 155V154H253ZM18 156V155H17ZM29 156V155H28ZM28 156H26V157H28ZM37 156V157H38ZM75 156H77V155H75ZM210 156V155H209ZM212 156H213V154H212ZM216 156V155H215ZM218 156V155H217ZM248 156H250V153H249V155ZM1 157H3L2 155H1ZM0 157V158H1ZM6 157V156H5ZM11 157V156H10ZM13 157H14V155H13ZM16 157V156H15ZM19 157V156H18ZM25 157V156H24ZM24 157H21V159H24ZM25 157V158H26ZM79 157H80V154H79ZM219 157V156H218ZM221 157H222V155H221ZM226 157V156H225ZM29 158V157H28ZM34 159H35V155H34V157H33ZM86 158V157H85ZM205 158V157H204ZM223 158H224V156H223ZM10 160H11V158H9ZM18 159H20V158H18ZM20 159V160H21ZM73 159V158H72ZM75 159V158H74ZM218 159V158H217ZM2 160V159H1ZM17 160V159H16ZM20 160H19V162H20ZM24 160H27V159H24ZM36 160H38V159H36ZM88 160V159H87ZM205 160H208V159H205ZM225 160H228V159H225ZM224 159L223 160H221V161H225ZM230 160V159H229ZM231 160H232V157H231ZM231 160L229 161V162H231ZM235 160V159H234ZM237 160V159H236ZM240 160V159H239ZM7 161V160H6ZM6 161H5V163H6ZM12 161H14V159L12 160ZM31 161V160H30ZM29 161V159H28V161L27 162H30ZM35 161V160H34ZM33 160H32V162H34ZM75 161V160H74ZM79 161V160H78ZM217 161V160H216ZM2 162V161H1ZM0 162V163H1ZM11 161H9V163H10ZM16 162V161H15ZM70 163V165H69V163ZM72 162H73V160H72ZM207 162V161H206ZM235 162V161H234ZM259 161H258V158L254 155V157H246V159L244 160V159H242V162H241V164L239 165V166H241V168L238 166L237 168L239 169V171L242 169V171H240V172H242L241 173V177H240V179H239V181H238V183L237 184H242V186H244L245 185V180H247V178L249 177V179L250 178H252V182H251V185H250V187H249V191L248 190H246L245 192H241V190H240V192L241 193H237L239 196H238V201H243V198L245 199L246 198V196H250V194H253L252 192H254L255 193V189H256V186L258 185L257 183H259L260 181L262 182V180H264V177H263V175H262V173H257V172H255V171H253V168H255V165L258 163ZM8 163V164H9ZM73 163H77V160H76V162H73ZM80 163H82V161L80 162ZM85 163V162H84ZM215 161H214V165H215ZM264 163V162H263ZM262 163V164H263ZM32 164V163H31ZM42 164H43V162H42ZM44 164H46L45 162H44ZM78 164H79V162H78ZM83 164V163H82ZM82 164H80L82 167L84 166V165H82ZM212 164V163H211ZM222 164V163H221ZM224 164V163H223ZM234 165H236L235 163H233ZM2 165V164H1ZM5 165V164H4ZM6 165H7V163H6ZM5 165V166H6ZM10 165V164H9ZM9 165H7V166H9ZM27 165L28 164H26V167H27ZM14 165H12V166H10L9 168H8V174H2V173H0V181H6L7 183H8V185L10 186V185H12V188L11 189H9V192L7 191V194L5 195V196H10L12 199L13 198H18L19 199V197H20V195H21V190H20V187H17V185L19 186V184H17V185H13L14 183H12L13 182V180L15 179L14 177H16L15 175L17 174V172L19 171V169H21L20 167H18V168H15V167H13ZM75 165H73V167H74ZM78 166V165H77ZM80 166V167H81ZM222 166V165H221ZM233 166V165H232ZM16 167H17V165H16ZM72 167V166H71ZM85 167V166H84ZM217 167H218V165H217ZM216 167V168H217ZM7 168V167H6ZM5 168V169H6ZM235 168V167H234ZM24 169V168H23ZM83 169V168H82ZM82 169H80L79 171H81ZM93 168H91V170H92ZM197 169V168H196ZM195 169V170H196ZM30 170V171H31ZM64 170V171H63ZM89 170H90V168H89ZM94 170V169H93ZM194 170V171H195ZM200 170H202V169H200ZM24 171H25V169H24ZM87 171H88V169H87ZM86 171V173L84 172V174L82 173V177H81V183L83 182V183H86V182H88L89 183V179H91V178H89L88 177V172ZM203 171V170H202ZM201 171V172H202ZM238 171V170H237ZM1 172V171H0ZM20 172V171H19ZM22 172H23V170H22ZM77 172V171H76ZM211 172V171H210ZM72 173V172H71ZM80 173V172H79ZM89 173H91V172H89ZM92 173H93V171H92ZM158 173V172H157ZM203 173V172H202ZM20 174H22L21 172H20ZM19 173H18V175H20ZM25 174H27V173H25ZM66 174V173H65ZM69 174V173H68ZM207 174H208V172H207ZM264 174V173H263ZM45 175L47 176L46 178H45ZM69 175H72V174H69ZM147 175V174H146ZM203 175V174H202ZM31 176V175H30ZM75 176H77V175H75ZM92 176V175H91ZM61 177V176H60ZM63 177V176H62ZM66 177V176H65ZM151 177H152V175H151ZM218 177V176H217ZM29 178V177H28ZM43 178H45V179H43ZM64 178V177H63ZM70 178H71V176H70ZM72 178H74V177H72ZM79 178V177H78ZM141 178V177H140ZM37 179H40L39 180V182L37 181ZM60 179V178H59ZM75 179V178H74ZM80 179V178H79ZM148 179V178H147ZM63 180V179H62ZM66 180V182L69 180V178H68V180L67 179H65ZM92 180V179H91ZM137 180H139V179H137ZM140 180H142V179H140ZM139 180V181H140ZM72 182L74 181V180H71ZM249 181V180H248ZM247 181V182H248ZM15 182V181H14ZM31 182H33V183H31ZM36 182V183H35ZM62 182V181H61ZM76 182V181H75ZM90 182H93V181H90ZM144 182V181H143ZM147 182V181H146ZM145 182V183H146ZM214 182V180H212V183ZM243 182H244V184H243ZM3 183V182H2ZM63 183V182H62ZM69 183V184H68ZM78 183H79V181H78ZM147 183H149V182H147ZM263 183V182H262ZM261 183V184H262ZM30 184L28 185V186H30ZM56 184H58V182L56 183ZM71 183H70V181L69 182H67V184L65 185V187H68L69 185H70ZM138 184V183H137ZM7 185V184H6ZM6 185H4V186H6ZM59 185H60V183H59ZM68 185V186H67ZM72 185L74 186L75 185V183L73 184H71V187H72ZM85 185V184H84ZM89 185H90V183H89ZM9 186H6L5 188H7V187H9ZM64 186V185H63ZM146 186V185H145ZM237 186V185H236ZM239 186H241V185H239ZM238 186V187H239ZM246 186H247V184H246ZM246 186H244V187H246ZM259 186V185H258ZM61 187H62V185H61ZM64 187V188H65ZM70 187V188H71ZM134 187H135V185H134ZM209 187V186H208ZM248 187V186H247ZM261 187V186H260ZM260 187H257V189H259ZM32 188H30V189H32ZM54 188V187H53ZM63 188V187H62ZM61 188V189H62ZM74 188V187H73ZM138 188H139V186H138ZM142 188H143V186H142ZM210 188H211V185H210ZM210 188H209V194H210ZM217 188H218V186H217ZM221 188H222V186H221ZM241 188V187H240ZM55 189H57V187H56V185H55ZM61 189H60V191H61ZM133 189H136V188H133ZM132 189V190H133ZM140 189V188H139ZM144 189V188H143ZM224 189V188H223ZM34 190V191H35ZM65 190H66V188H65ZM74 190V189H73ZM142 190V189H141ZM218 190H219V188H218ZM217 190V191H218ZM263 190V189H262ZM28 191V190H27ZM59 191V192H60ZM72 191V190H71ZM243 191V190H242ZM57 192H58V190H57ZM207 192V191H206ZM224 192V191H223ZM257 192V191H256ZM6 193V192H5ZM9 193V194H8ZM61 193V192H60ZM134 193V192H133ZM218 193V192H217ZM259 193V192H258ZM4 194V193H3ZM28 194V193H27ZM32 195H30V196H33V193H31ZM129 194V193H128ZM135 194V193H134ZM134 194H132L131 196H129V200L128 201H131L130 200V198L132 199V198H135V195ZM39 194L38 193H36V198L37 197H39L38 196ZM72 195V194H71ZM78 195V194H77ZM212 195H214V194H212ZM211 195V196H212ZM215 195H216V193H215ZM127 196V195H126ZM150 196V195H149ZM255 196V195H254ZM28 197V196H27ZM74 197V196H73ZM76 197V196H75ZM2 198V197H1ZM0 198V199H1ZM6 198V197H5ZM8 198V197H7ZM33 198V197H32ZM35 198V197H34ZM33 198V199H34ZM141 198H142V196H141ZM140 198V199H141ZM149 198V197H148ZM148 198L147 199H145L146 201L148 200ZM30 199V198H29ZM38 199V198H37ZM81 199V198H80ZM235 199V200H236ZM247 199V198H246ZM6 200V199H5ZM4 200V201H5ZM145 200H143L142 199V201H144V203H145ZM235 200H234V202H235ZM258 200V199H257ZM3 201V200H2ZM28 201H31V199L30 200H27V202ZM137 201H139V200H137ZM241 201V202H242ZM245 201V200H244ZM1 202V201H0ZM33 202V201H32ZM100 202V201H99ZM149 202V201H148ZM35 203V202H34ZM72 203V202H71ZM236 203V202H235ZM238 203V202H237ZM240 203V202H239ZM238 203V204H239ZM0 204H2V203H0ZM29 204V203H28ZM28 204H27V206H28ZM30 204H32V203H30ZM30 204H29V206H30ZM77 204V203H76ZM149 204V203H148ZM40 205V204H39ZM78 205V204H77ZM81 205V204H80ZM144 204L142 203V206H143ZM5 206H6V202H5ZM11 205H9V207H10ZM32 206V205H31ZM34 206H36L35 204H34ZM73 206V205H72ZM122 205H120V207H121ZM141 206V205H140ZM139 206V207H140ZM145 206V205H144ZM230 207H231V205H229ZM42 207V206H41ZM40 207V208H41ZM44 207V206H43ZM148 207V206H147ZM150 207V206H149ZM8 208V203H7V206H6V209ZM35 208V207H34ZM33 208V209H34ZM79 208V207H78ZM84 208V207H83ZM94 208H95V206H94ZM94 208H93V210H94ZM132 208V207H131ZM144 208H146V207H144ZM4 210L3 208H2V206H0V241H1V244H2V247H3V251H5V252H12V251H17V249H18V251H19V249L21 248V250H23V252H22V254L24 253V256L27 254H25V252L26 251H28V252H30L31 254H33V253H43V251H44V249L42 248V250L43 251H40V250H37V252H31V251H35V248L37 247V246H39V245H37L36 246V244H37V242H40L41 241V237H40V235H37V237L39 236V239H40V241L38 240V238L33 234V233H35L34 232V228H30L29 227V223H33V221L34 220H32L33 219V216H34V214H36V213H31L32 211H29L31 214H30V216H29V218H28V222L27 221H25V222H27V223H25V225L23 226V232L21 231V234L19 235V236H14L13 234H15V232L16 231H14V233H11L10 232V225L11 224H13V219H12V215H11V212L9 211V209H7V210ZM31 209H32V207H31ZM38 209V208H37ZM91 209V208H90ZM132 209H134V208H132ZM127 210V213L126 214H123L122 216H124L125 217V226L127 227V233H126V230H123V231H121L122 232V236L123 235H125V236H127L126 237V239H124V241H120V239H119V244H120V248H122V249H120V250H122L123 252H124V250H126V252H127V250H129V249H127V248H129V244L130 243H132V241L129 243V238L130 237H132V235L133 234H135L131 239H133V241L135 242V245L133 244V246H135V249H133V252H132V254L129 256V258L124 262V263H122V264H175L173 261H172V257H171V255H173L174 254V252L176 253V251H180L181 250V247H183V245H184V243H185V240H186V237H187V235L185 234L186 233V230L185 229H183V230H185V233L184 232H176V233H170V234H168V232H166L167 233V236H166V233L165 234H161V237L159 236L158 238H151L148 234H150V233H148L147 235L149 236V237H144L143 238V236L142 235H140V232L138 231V230H140V229H138V228H135V226L133 227H131L130 225L132 224L133 225V221L135 220L136 222H137V218H138V216H140L139 215V212L137 211L138 209H137V207H136V211L135 210ZM141 209V208H140ZM139 209V211H141ZM143 209V208H142ZM150 208H148L147 210H149ZM25 210V209H24ZM41 210H42V208H41ZM54 210V209H53ZM79 210H82V209H79ZM78 210V211H79ZM99 210V209H98ZM101 210V209H100ZM121 210V209H120ZM124 210V209H123ZM84 211V210H83ZM82 211V212H83ZM92 211V210H91ZM90 211V212H91ZM143 211H144V209H143ZM143 211L142 212H140L141 213V215H145V214H143ZM150 211V210H149ZM174 211V210H173ZM172 211V212H173ZM264 211V210H263ZM76 212V211H75ZM80 212V211H79ZM100 212V211H99ZM98 212V213H99ZM126 212V211H125ZM148 212V211H147ZM257 212V211H256ZM94 213V215H95V211L93 212ZM122 213H124V212H122ZM237 213V212H236ZM232 214L231 216L237 221V220H241V222L239 221V223H238V225L235 227V230H234V233H235V235H238V234H242L245 230L247 231L248 229H246V225H247V221L249 220V218H250V214L248 213H246V212H243V213H237V214ZM254 213V212H253ZM15 214H16V212H15ZM101 213H99L98 215H100ZM148 214V213H147ZM147 214H146V216L145 217H147ZM171 214V213H170ZM252 214V213H251ZM257 214V213H256ZM261 214H263V213H261ZM42 215H43V213H42ZM48 215V214H47ZM98 215H97V217H98ZM264 215V214H263ZM15 216V215H14ZM18 216V215H17ZM26 216V215H25ZM36 216H38V214L36 215ZM50 216V215H49ZM48 216V217H49ZM91 216V215H90ZM93 216V215H92ZM142 216V217H143ZM253 217L255 216V214H253L252 215ZM251 216V217H252ZM261 216V215H260ZM259 216V217H260ZM43 217V216H42ZM124 217H122V218H124ZM141 218L142 220L143 219H145V221L147 220V218ZM149 217V216H148ZM258 217V216H257ZM56 218V217H55ZM92 218H94V217H92ZM260 218H263V217H260ZM18 218L17 217H15V220H17ZM27 219V218H26ZM119 219V218H118ZM137 219V220H136ZM139 219H140V217H139ZM140 219V220H141ZM155 220H156V217L154 218ZM32 220V221H31ZM35 220L37 221H35L34 223H39L38 222V220L35 218ZM47 220V218L45 219V221ZM98 220V219H97ZM120 220H121V218H120ZM123 220V221H124ZM141 220V221H142ZM234 220V221H235ZM21 221V220H20ZM19 221V222H20ZM43 221V220H42ZM89 221H90V219H89ZM119 221V220H118ZM140 221V222H141ZM172 221V220H171ZM14 222H16V221H14ZM47 222H48V220H47ZM87 222V221H86ZM152 222H155L154 220H152ZM156 222H157V220H156ZM176 222H177V220H176ZM251 222V221H250ZM3 223H4V225H3ZM18 223V222H17ZM24 223V222H23ZM43 223V222H42ZM96 223V222H95ZM100 223V222H99ZM102 223V222H101ZM122 223V222H121ZM139 223V222H138ZM158 223V222H157ZM178 223V222H177ZM176 223V224H177ZM252 223V222H251ZM251 223H249V224H251ZM20 224V223H19ZM44 224H45V226H44ZM43 224V226L42 227H47L46 225H48V224H46V223H44ZM51 224V222H49V225ZM83 224V223H82ZM152 224V223H151ZM151 224H150V227L149 228H153L154 226H158L159 227V225H154L153 226V224H152V226L153 227H151ZM186 224V223H185ZM184 224V225H185ZM248 224V225H249ZM264 224V223H263ZM262 224V225H263ZM3 225V226H2ZM18 225V224H17ZM22 225V224H21ZM37 225V224H36ZM39 225V224H38ZM52 225V224H51ZM85 226H87L86 224H84ZM138 225V224H137ZM174 225H175V223H174ZM183 225V224H182ZM255 225V224H254ZM55 226V225H54ZM94 226H95V224H94ZM93 226V227H94ZM96 226L98 227L99 225H97L96 224ZM124 226V227H125ZM144 226H146L145 225V223H144ZM172 226V225H171ZM189 226V225H188ZM15 227H16V225H15ZM14 227V228H15ZM33 227H34V225H33ZM38 227H41V226H38ZM41 227V228H42ZM79 227V226H78ZM96 227V228H97ZM125 227V228H126ZM138 227H139V225H138ZM185 227V226H184ZM254 227V226H253ZM19 228H21V227H19ZM18 228V229H19ZM80 228L82 229V225H80ZM87 228V227H86ZM85 227H84V229L85 230H87ZM95 228V227H94ZM99 228V227H98ZM97 228V229H98ZM148 228V229H149ZM157 228V227H156ZM188 228V227H187ZM247 228H249L248 226H247ZM254 228H256V227H254ZM17 229V228H16ZM36 229H38V228H36ZM40 229V228H39ZM45 229H47V228H45ZM50 229V228H49ZM100 229V228H99ZM143 229V228H142ZM141 229V230H142ZM154 229V228H153ZM249 229H251V228H249ZM12 230V229H11ZM14 230V229H13ZM21 230V229H20ZM41 230V229H40ZM44 230V229H43ZM42 230V231H43ZM85 230H84V232H85ZM89 231H90V228L88 229ZM140 230V231H141ZM144 230V229H143ZM142 230V234L143 235H146V231L144 230L143 231ZM171 230V229H170ZM189 230V229H188ZM256 230V229H255ZM41 231V232H42ZM91 231H93V228L91 229ZM91 231H90V233H91ZM96 231V229L94 230V232ZM148 231V230H147ZM167 231V230H166ZM250 231H253L252 229L251 230H249L248 232H250ZM259 231H261V230H259ZM37 232V231H36ZM39 232V231H38ZM40 232V233H41ZM49 232V231H48ZM47 231L45 232L44 231V233L42 234V235H44L45 233V235L43 236L45 239H47L46 238V236H50V235H48V234H50V233H48ZM99 232V231H98ZM117 232V231H116ZM162 232V231H161ZM169 232H171V231H169ZM247 232V233H248ZM261 232H263V231H261ZM39 233V234H40ZM86 233H88V231L86 232ZM89 233V234H90ZM126 233V234H125ZM164 233V232H163ZM253 233V232H252ZM258 233V232H257ZM260 233V232H259ZM53 234H55V233H53ZM53 234H52V236H53ZM95 234H96V232H95ZM158 234H160V233H158ZM245 234V233H244ZM249 234V233H248ZM256 234V233H255ZM29 235V236H28ZM59 235V234H58ZM93 235V234H92ZM119 235H120V232H119ZM163 235H165V236H163ZM186 235V236H185ZM213 235V234H212ZM260 235V234H259ZM258 235V236H259ZM262 235H264V234H262ZM54 236H56L57 237V235H54ZM121 236V235H120ZM138 236H142L141 238H139ZM256 235H254V237H255ZM117 237H118V235H117ZM233 237V236H232ZM240 237H242V236H240ZM245 237V236H244ZM251 237V236H250ZM253 237V238H254ZM37 238V239H36ZM44 238H42V239H44ZM53 238V237H52ZM101 238H103V237H101ZM121 238V237H120ZM238 238V237H237ZM256 238H258V237H256ZM35 239V240H34ZM54 239V238H53ZM104 239H105V236H104ZM104 239H102V241H104ZM110 239V238H109ZM206 239V238H205ZM204 239V240H205ZM214 239L215 238H213V240L212 241H210V239L208 240V241H206L205 242V244H204V247H203V245H201L203 248H202V250L200 251V252H198L197 253V256H195V258L194 259H192V262H189V263H191V264H209L210 262L212 263V261H215L217 258H218V255H215V256H213V253L210 251V249L212 248H214L215 249V247H218V245H219V241H218V245H216V242H217V239H216V242L214 241ZM33 240V241H32ZM52 240V239H51ZM70 240V239H69ZM72 241H73V239H71ZM92 240V239H91ZM108 240V239H107ZM198 240V239H197ZM203 240V239H202ZM203 240V241H204ZM30 241L33 243V242H36V244L35 243H33V245L32 246H35V248L33 249L32 248V246L31 245H29L30 244ZM45 241V244L47 243L46 241L47 240H44ZM43 241V242H44ZM101 241V242H102ZM199 241V240H198ZM253 241V240H252ZM70 242V241H69ZM76 242V241H75ZM92 242H94V241H92ZM121 242V243H120ZM244 242V241H243ZM254 242V241H253ZM26 243H28V244H26ZM41 243V242H40ZM39 243V244H40ZM68 243V242H67ZM83 243V242H82ZM110 243V242H109ZM147 243H153V245L155 244H157V243H160V244H158V250L157 251H155L154 253H152V248H150V250H151V252L150 253H152V254H150L149 253V251L148 252H146V253H148V255L146 254V253H144V252H142L141 250L143 249V247L145 246V244H147ZM197 243V242H196ZM199 243H202L201 241L199 242ZM250 243V242H249ZM35 244V245H34ZM66 244V243H65ZM71 244V243H70ZM93 244V243H92ZM101 244V243H100ZM104 244V243H103ZM107 244V243H106ZM51 246L52 247V245H56V246H58L55 242L53 243V244H48L46 247H47V249H49L48 248V246ZM132 245V244H131ZM242 245V244H241ZM240 245V246H241ZM45 246V245H44ZM55 246V247H56ZM64 246V245H63ZM82 246V245H81ZM89 246V245H88ZM103 246V245H102ZM108 246H109V244H108ZM108 246H105L104 245V247H108ZM149 246V245H148ZM188 246V245H187ZM253 246H254V244H253ZM252 246V247H253ZM1 247V248H2ZM46 247H44L45 249H46ZM65 247V246H64ZM142 247V248H141ZM154 247V246H153ZM157 247V246H156ZM197 247V246H196ZM196 247L194 248V249H196ZM249 247V246H248ZM252 247H250V248H252ZM261 247V246H260ZM260 247H259V249H260ZM38 248V247H37ZM41 248V247H40ZM133 248V247H132ZM140 248H141V250H140ZM190 248V247H189ZM54 249H56V248H54ZM61 249V248H60ZM76 249V248H75ZM74 249V250H75ZM91 249H93V248H91ZM183 249V248H182ZM213 249V250H214ZM245 247H242L241 246V248L239 249V252H241V253H243V254H245L244 252H245ZM248 249V248H247ZM253 249H255V247L253 248ZM259 249H258V251H259ZM2 250V249H1ZM21 250L19 251V252H21ZM50 250V249H49ZM78 250V249H77ZM85 250V249H84ZM88 250H90L89 249V247H88ZM88 250H86V252L88 251ZM139 250H140V252H139ZM145 250V249H144ZM161 250H164L165 252V254L166 255H164V253H163V255H161L160 254V252L159 251H161ZM16 251H15V254H17L16 253ZM17 251V252H18ZM58 251H59V249H58ZM194 251H196V250H194ZM250 251V250H249ZM255 251H257V250H255ZM262 251V250H261ZM18 252V253H19ZM62 252V251H61ZM69 252V251H68ZM80 252V251H79ZM88 252H92V250H90V251H88ZM123 252H121V253H123ZM142 252V253H141ZM182 252V253H181ZM183 252H185V251H183V250H181L180 252H178L179 254V256L181 257V254H183ZM247 252V251H246ZM253 252H254V250H253ZM253 252H251V253H253ZM264 252V251H263ZM30 253H28V255L30 254ZM41 253V254H42ZM63 253V252H62ZM73 252H70V253H68V258L70 257L72 260L74 259V261H75V256L72 254ZM76 253V252H75ZM74 253V254H75ZM83 253V252H82ZM143 253L144 254H146L145 255V257L147 258V259H149L148 260V263H147V259L143 256ZM190 253V252H189ZM195 253V252H194ZM240 253V254H241ZM12 254H13V252H12ZM64 254V253H63ZM67 254V253H66ZM77 254V253H76ZM75 254V255H76ZM185 254H186V252H185ZM38 255H40V254H38ZM50 255V256H49ZM48 256H46L45 258H44V255H42L43 256V258L40 256V259H38V256L36 255V256H33V255H30V256H33L32 258H36V260H33L34 261V264H62L61 263V259L59 258V257H55V256H51V254H49ZM54 255H56V254H54ZM88 254H86L85 256L86 257H89V255L87 256ZM177 255V254H176ZM196 255V254H195ZM9 257L11 256L10 254L8 255ZM27 256V255H26ZM25 256V257H26ZM30 256H28V257H30ZM60 256V255H59ZM90 256H91V253H90ZM107 256V255H106ZM105 255H104V257H106ZM178 256V257H179ZM27 257V258H28ZM48 257V258H47ZM82 257V256H81ZM109 257V256H108ZM185 257V256H184ZM187 257V256H186ZM255 257V256H254ZM7 258V257H6ZM20 258V257H19ZM64 258V257H63ZM107 258V257H106ZM143 258H145L146 260H145V262L143 263V262H141L142 260H143ZM264 258V257H263ZM9 259V258H8ZM18 259V258H17ZM25 259V258H24ZM29 259H31V257L29 258ZM38 259V260H37ZM181 259V258H180ZM258 259V258H257ZM261 259V258H260ZM79 260H81V259H79ZM186 260H187V258H186ZM6 261H7V259H6ZM5 261V263H7ZM24 261V260H23ZM180 261V260H179ZM183 261V260H182ZM184 261H185V259H184ZM255 261H256V259H255ZM257 261H259V260H257ZM30 263H32V260L30 261ZM77 263H78V261H77ZM188 263V262H187ZM187 263H182V264H187ZM214 263V262H213ZM115 264H118V263H115ZM176 264H180V263H178V262H176ZM237 264V263H236ZM239 264V263H238ZM252 264H254L253 262H252ZM256 264H264V262L261 260L260 262H256Z\"/></svg>",
	"mask_w": 264,
	"mask_h": 264
}]
</instances>
